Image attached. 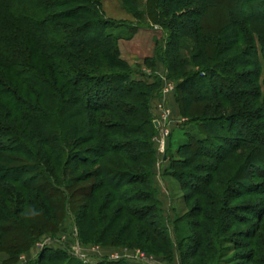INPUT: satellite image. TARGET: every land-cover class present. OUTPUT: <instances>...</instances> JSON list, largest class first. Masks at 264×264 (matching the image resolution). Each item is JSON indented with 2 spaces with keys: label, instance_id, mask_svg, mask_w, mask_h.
Returning <instances> with one entry per match:
<instances>
[{
  "label": "rangeland",
  "instance_id": "374dc122",
  "mask_svg": "<svg viewBox=\"0 0 264 264\" xmlns=\"http://www.w3.org/2000/svg\"><path fill=\"white\" fill-rule=\"evenodd\" d=\"M89 1L90 9L109 24L111 45L82 57L76 54V64L93 73L129 75L139 85L133 92L149 107L144 115L148 123L126 122L124 113L140 114L143 108L129 100L122 101L125 109L116 116L94 117L90 110L81 115V106L71 102L72 91L59 92L61 84L55 100L43 98L37 106L50 114L52 137L63 149L58 150L63 169L49 165L48 148L34 144L32 124L20 130L37 159L27 177L40 176L31 189L18 184L0 191V215H5L0 221V264H264V178L256 164H247L250 155L264 152V145L254 144L264 133V122L247 123L243 119L256 109L235 112V103L231 107L214 97L186 103L198 91L210 96L212 77L233 82L238 73L255 69L236 71L228 65L245 46L222 34L225 27L235 32V0ZM201 14L199 32L194 27ZM80 15L65 23L80 25L92 16ZM222 46L227 49L223 55ZM59 55L69 61L68 51ZM3 72L0 68V77ZM206 72L211 74L197 80ZM244 85L238 86L254 90ZM223 92L235 95V89ZM23 97L36 104L35 97ZM60 106L70 108V114L58 112ZM5 115L2 108L0 118ZM205 121H214L217 133L209 130L213 123L203 126ZM93 122L109 126L106 131L116 136L108 146H117L125 158L86 157L85 151L99 146L96 133L93 141L73 144L97 130ZM69 129L74 131L69 134ZM192 136L198 143H192ZM234 137L250 143L229 146L226 139ZM221 148L231 152L220 156ZM76 152L88 164L65 157ZM43 176L54 179L51 189L44 188Z\"/></svg>",
  "mask_w": 264,
  "mask_h": 264
},
{
  "label": "trees",
  "instance_id": "16d2710c",
  "mask_svg": "<svg viewBox=\"0 0 264 264\" xmlns=\"http://www.w3.org/2000/svg\"><path fill=\"white\" fill-rule=\"evenodd\" d=\"M187 1L185 0L186 3ZM69 5L74 7H69ZM65 6H68V9L56 11ZM90 6H92V2L89 0H0V68L4 71L0 77V101L2 102L0 112L2 108L6 112L4 120L0 118V191L4 188V185L15 186L18 184L31 189L36 178L40 176L37 173L27 177L35 170L33 164L37 163L33 149L30 147V141L25 143L22 140L20 131L29 124L35 127L31 136V139L35 140L34 144L48 148L46 153L49 165L58 167V171L63 169L59 163L62 156L58 152L59 148L56 140L52 137L54 124L48 122L50 114H47L42 106H37L43 104V98L47 101L55 100L58 97L56 91L59 84L62 85V89L59 90L61 94L64 88L72 91L75 99H72L71 102L73 105L81 106L78 111L81 115H85L84 111L90 110L93 116L104 113H111V116H116L118 112L125 109L122 101L129 100L130 104L132 102L135 105H142L143 108L141 112L139 111L140 114L135 111L130 115L129 112L124 113L126 122L133 123L135 121L144 126L148 123L144 115L146 116L145 113L149 112V107L145 102L141 103L139 101L141 96L139 92H133L139 85L131 81L129 75L125 73L121 75L103 74L102 72L93 73L85 69L82 70L76 64V54L82 57L87 53L106 50L105 47L111 45L110 34L107 31L109 24L101 19L93 8L90 9ZM83 13L92 16L87 20L83 19L80 25L65 23L66 20H79L82 16L80 14ZM201 17L203 18L202 14L198 25L194 27L195 29L199 28V32L203 30L200 27ZM232 17L235 21V32L225 27V31H222L223 37L225 35L226 39L234 38L235 44L244 42L245 46L238 56L230 59L228 65L236 71L248 67L255 69L252 72L245 71L246 73L242 75L238 73L235 79L232 78L233 82L224 81L223 78L221 79L218 76L212 77L208 83V87L211 88V95L205 97L203 93L198 91L199 96L190 97L191 99L186 103H197L206 98L214 97V99H219L222 103L231 107L233 106L231 104L235 103V112L237 108H241V110L243 108L247 111L256 109L258 114L248 113L246 119H243L247 123L256 119H261L264 122V0H235V16ZM226 50V48H223L220 54L223 55L224 51L227 52ZM66 51L69 53L68 62L61 60L59 55L60 52ZM54 53H57V55ZM209 74L211 72H206L197 77V80L203 81ZM225 76H227L226 73ZM261 79L262 81L259 82ZM190 80L182 81L178 86V91L187 88ZM242 81L246 87L250 84L254 86V90L249 91V89L245 90V87H239L238 85ZM29 88L38 90L40 95L32 94ZM224 89L230 91L235 89V95L224 93ZM26 90L29 91V94ZM24 94L28 95L29 98L35 97L36 104L25 101ZM71 102L65 104L68 105ZM183 103L185 104V102ZM188 105L190 104L188 103ZM44 106L50 109L49 105L45 104ZM70 110V108L60 106L57 111L68 115L71 112ZM14 116L16 119L13 120ZM87 117L90 118L89 115ZM235 120L237 122L238 118ZM210 123L213 124L210 125L209 130L217 133L218 129L216 125L214 126V121H205L203 126ZM108 127L102 128V125H95V122H93V128L101 129V133L91 129L86 138L74 139L73 144L93 141L96 133L99 137V146L85 151L86 157L89 156L100 161L114 154L119 158H125V153L119 150L117 146H108L109 139L116 136V134L112 135V133L106 131ZM261 130H264V128ZM71 131L73 132L74 129H69L67 133L71 134ZM232 131L235 133L236 129ZM256 138L254 144L264 145V133L262 137ZM64 139L66 138H62V141ZM197 139V137L192 136V143H198ZM247 141H242L239 137H234L228 141L226 139V142H229L228 145L232 147L233 142H235L236 147L239 146L237 145L239 143H243V145L250 143L249 140ZM62 150L59 151L63 153ZM220 152V156H225L231 151L221 148ZM65 157H69L70 160L72 158L76 159L79 163L88 164V160L82 152H76L70 156L65 155ZM249 158L247 164L254 163L252 164L254 168H256V164L259 168L257 173H260L264 178L263 149L257 156L250 155ZM22 177H25V179H22ZM43 179L46 181V187L43 184L42 186L47 190L51 189L53 183H55L54 179L52 177L44 178V176ZM43 187L39 186L36 189L42 191ZM52 198L49 195L47 199L50 201ZM60 202L63 205L64 200L61 199ZM0 216V221H3L5 215Z\"/></svg>",
  "mask_w": 264,
  "mask_h": 264
},
{
  "label": "built area",
  "instance_id": "2783aa9c",
  "mask_svg": "<svg viewBox=\"0 0 264 264\" xmlns=\"http://www.w3.org/2000/svg\"><path fill=\"white\" fill-rule=\"evenodd\" d=\"M162 143H163V141H162Z\"/></svg>",
  "mask_w": 264,
  "mask_h": 264
}]
</instances>
